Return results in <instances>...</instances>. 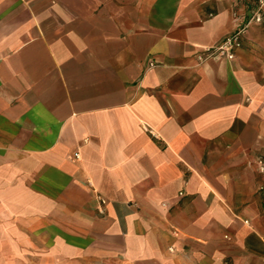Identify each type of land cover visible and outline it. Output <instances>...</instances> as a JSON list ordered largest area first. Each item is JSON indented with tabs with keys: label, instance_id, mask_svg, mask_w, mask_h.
<instances>
[{
	"label": "crops",
	"instance_id": "0c3cea01",
	"mask_svg": "<svg viewBox=\"0 0 264 264\" xmlns=\"http://www.w3.org/2000/svg\"><path fill=\"white\" fill-rule=\"evenodd\" d=\"M0 264H264V0H0Z\"/></svg>",
	"mask_w": 264,
	"mask_h": 264
},
{
	"label": "built area",
	"instance_id": "2783aa9c",
	"mask_svg": "<svg viewBox=\"0 0 264 264\" xmlns=\"http://www.w3.org/2000/svg\"><path fill=\"white\" fill-rule=\"evenodd\" d=\"M255 21H259V15L253 17ZM244 27L236 29L230 35L226 36L220 43L214 47L207 48L205 50L206 57L211 56H224L226 59L231 60L234 57V51L240 47V37ZM78 154L74 153V157Z\"/></svg>",
	"mask_w": 264,
	"mask_h": 264
}]
</instances>
